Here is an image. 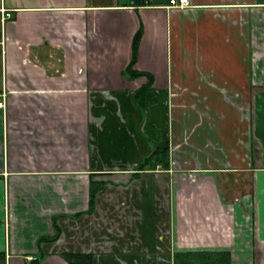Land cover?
I'll use <instances>...</instances> for the list:
<instances>
[{
    "label": "crops",
    "instance_id": "1",
    "mask_svg": "<svg viewBox=\"0 0 264 264\" xmlns=\"http://www.w3.org/2000/svg\"><path fill=\"white\" fill-rule=\"evenodd\" d=\"M0 31V264H264V0H0Z\"/></svg>",
    "mask_w": 264,
    "mask_h": 264
},
{
    "label": "trees",
    "instance_id": "2",
    "mask_svg": "<svg viewBox=\"0 0 264 264\" xmlns=\"http://www.w3.org/2000/svg\"><path fill=\"white\" fill-rule=\"evenodd\" d=\"M142 3H146L147 0H138ZM1 36V31H0ZM140 39V32L133 42V58L128 68V72L139 75L137 71L133 70L132 67L135 62V58L138 51ZM170 163V147L165 145L164 147L156 146L150 156L146 157L145 160L139 165V169H155L156 167H167ZM97 193L96 187L91 188V201L94 202L95 195ZM57 225V224H56ZM56 238H54L55 240ZM64 258L69 264H94L95 254L92 252H64ZM3 261L0 255V263ZM174 264H233L232 255L226 250H187L177 251L174 255Z\"/></svg>",
    "mask_w": 264,
    "mask_h": 264
},
{
    "label": "built area",
    "instance_id": "3",
    "mask_svg": "<svg viewBox=\"0 0 264 264\" xmlns=\"http://www.w3.org/2000/svg\"><path fill=\"white\" fill-rule=\"evenodd\" d=\"M169 3L171 6H182V4L184 3V0H169ZM1 14H2V18H1L2 25H5V21L11 16V14L5 10H2ZM0 44L2 45L3 51H4L5 36L3 32L1 33V36H0ZM6 105H7V94L6 92L3 91L0 93V109H5Z\"/></svg>",
    "mask_w": 264,
    "mask_h": 264
},
{
    "label": "rangeland",
    "instance_id": "4",
    "mask_svg": "<svg viewBox=\"0 0 264 264\" xmlns=\"http://www.w3.org/2000/svg\"><path fill=\"white\" fill-rule=\"evenodd\" d=\"M1 47H2V45H1ZM2 51H3V47H2Z\"/></svg>",
    "mask_w": 264,
    "mask_h": 264
}]
</instances>
